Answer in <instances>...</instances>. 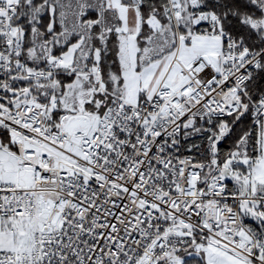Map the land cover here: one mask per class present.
<instances>
[{
	"label": "snow or ice",
	"instance_id": "snow-or-ice-1",
	"mask_svg": "<svg viewBox=\"0 0 264 264\" xmlns=\"http://www.w3.org/2000/svg\"><path fill=\"white\" fill-rule=\"evenodd\" d=\"M0 264H264V0H0Z\"/></svg>",
	"mask_w": 264,
	"mask_h": 264
}]
</instances>
